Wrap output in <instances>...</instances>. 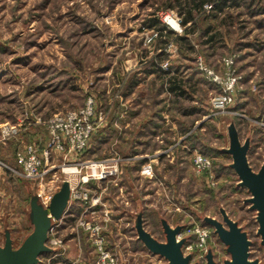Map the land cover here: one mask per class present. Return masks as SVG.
<instances>
[{"label": "rangeland", "instance_id": "1", "mask_svg": "<svg viewBox=\"0 0 264 264\" xmlns=\"http://www.w3.org/2000/svg\"><path fill=\"white\" fill-rule=\"evenodd\" d=\"M178 2L0 0V122L9 120L23 128L20 135L0 145V156L15 163L14 151L20 141L46 144L48 132L42 121L55 112L82 107L91 96L96 110V128L88 138L92 147L71 157L73 162L121 156L118 178L125 186L124 197L116 201L117 210L111 213L121 212L122 222L103 218L104 210L109 209L102 204L108 196L107 180L88 182L89 195L96 192L102 202L93 207L92 219L101 226L117 263L171 264L138 238L136 223L141 216L143 228L161 243L166 242L164 222L171 228L179 226L176 238L182 241L181 250L189 264H208V255L215 264L232 261L231 245L207 221L214 218L227 228L224 219L228 217L245 233L247 259L264 264L258 209L232 167V153L225 150L230 142L228 127L234 125L241 144L248 141L249 166L256 171L264 160V0H253L251 8L225 6L217 16L205 2V20L222 34L210 46L203 43L206 35L198 28L190 34L192 50L180 49L174 41L175 34L184 33ZM223 16L227 23L221 21ZM155 17L175 33L165 42L160 39L161 31L149 25ZM198 23L202 26V21ZM157 53L162 69L179 66L185 77L203 80L188 89L189 98L171 100L169 92L159 90L155 75L144 76L141 68ZM200 62L220 83L210 79ZM230 71L240 78L230 91L231 101L218 111L211 98L222 91ZM133 77L141 80L130 89L126 84ZM115 108L118 114L110 119ZM39 116L41 122L36 124ZM154 124L159 125L158 135L149 133ZM180 124L188 128L185 133L179 131ZM189 133L201 142L190 147L192 140L184 138ZM195 152L211 158L210 179L193 165ZM148 162L153 170L150 175L141 173V166ZM65 176L61 166H56L44 177L40 189L46 192L53 181L60 185ZM37 186L36 180L0 174V243L5 230L11 231L15 246L32 230L29 200L38 193ZM72 201L79 202H74L75 213L50 233V237L62 238L66 251L53 257V252L45 251L35 264H94L88 234L77 225L80 211L88 204L76 198ZM202 230L207 232L203 241Z\"/></svg>", "mask_w": 264, "mask_h": 264}, {"label": "built area", "instance_id": "2", "mask_svg": "<svg viewBox=\"0 0 264 264\" xmlns=\"http://www.w3.org/2000/svg\"><path fill=\"white\" fill-rule=\"evenodd\" d=\"M209 6L211 5L209 4ZM200 67L208 72L211 80L220 83V78L212 74L211 70H207L202 62H200ZM232 74L233 71L228 73L229 76L227 81L224 82V85H222V91L213 95L211 98L212 106L218 111H223L227 107L226 105L232 99L230 91L233 85L237 83L238 78H240V76L237 75L236 77ZM95 113V103L91 96H89L84 105L78 109L55 112L54 115L42 121V124L47 127L48 132L46 144L39 146V144L33 140L20 141V144L14 151L15 163L7 162L0 157V174H5L7 172L16 177L38 181L37 200L40 204L48 206L51 196L59 187V182L52 180L53 182L51 186L47 188L48 190L46 192H43L40 186L43 185L42 180L51 170L56 166H61L62 172L66 175L64 179L69 182L70 199L68 201V206L74 198L83 200L84 203L88 204L78 216L77 225L83 227L88 234L92 252L95 254L94 264H119L117 263V258L113 254L112 249L108 248L105 244V235L101 233V226L92 219V217L95 216V209L93 207L102 202H100V196L96 192L89 195L91 188L88 187V182L90 179L97 180L102 178L116 181L121 172L119 167L121 156L103 157L95 161L73 159V162L71 157V154H79L86 148L89 142L88 138L91 132L96 128V123L94 121ZM39 122H41L40 116L37 117L36 124H39ZM22 131L23 128L16 122H11L9 120L0 122V145H4L9 138L20 135ZM57 157H60V164H54L55 160H58ZM65 165L69 166L65 167ZM193 165L199 170H204L209 179L213 176L210 170V157L195 152L193 156ZM141 167V173L147 172L149 175L152 174L153 170L150 162ZM102 204H105V202L103 201ZM103 218H105V220H111L112 217H110L108 208L104 210ZM58 220L60 219H53L56 223L53 222L48 231L49 236L46 243L50 248V252H53L50 257L66 251V246L60 236L50 237V233H52L54 227L57 226ZM200 234L201 241H203L207 236V232L202 230ZM78 249L77 255L80 256L82 251L80 243ZM50 257L46 259L47 262ZM38 261H41L40 257Z\"/></svg>", "mask_w": 264, "mask_h": 264}, {"label": "water", "instance_id": "3", "mask_svg": "<svg viewBox=\"0 0 264 264\" xmlns=\"http://www.w3.org/2000/svg\"><path fill=\"white\" fill-rule=\"evenodd\" d=\"M229 146L225 150L233 156L232 167L240 179V183L247 186L251 192L253 207L258 209V228L264 241V160L260 168L254 171L248 164L247 149L248 141L241 144L234 125L228 127ZM70 199V188L68 180L64 179L58 189L51 196L48 206L40 204L37 197L33 195L29 200L30 220L33 228L18 245L14 246L10 232L5 230L4 241L0 243V264H35L39 256L45 251H50L47 245L48 231L52 220L59 219L65 212ZM227 228L222 222L211 218L207 219L217 230L220 239L225 244H230L232 261L228 264H254L247 259L248 240L244 232H241L233 220L225 217ZM166 231V242H158L151 233L142 226L141 216H138L136 231L138 238L150 251L159 253L168 258L171 264H189L188 256L183 255L181 250L182 241L176 236L179 233V226L171 228L164 222ZM208 264H215L210 255L207 256Z\"/></svg>", "mask_w": 264, "mask_h": 264}, {"label": "trees", "instance_id": "4", "mask_svg": "<svg viewBox=\"0 0 264 264\" xmlns=\"http://www.w3.org/2000/svg\"><path fill=\"white\" fill-rule=\"evenodd\" d=\"M205 2H208L211 5L210 11L212 12L211 14L213 16L219 15L217 13H220L221 11H223L225 6H231V7L234 6L235 7V5L238 6V5L245 4L246 6L251 8L253 5V0H179L178 6H179L180 13L183 14L182 25L184 27L183 28L184 33L175 34L173 31L166 30L165 25L160 21V19H158L156 17L152 18V21L149 25L152 27H156L158 30L161 31L159 36H160V39L162 38L161 39L162 42H165L167 40V37H169L170 35L175 34L174 41L178 44V46H180V49H182V46H183L184 48L186 47L188 50L194 49L190 34L194 33L195 31H197L198 28L202 27V29H198V30H200L201 35H204V36L206 35L205 41H203V43H207L210 46H212V43L215 42L214 41L215 38L217 36H220L222 34V32L218 28L215 29V27H214L215 25L212 22H208V20H205L208 16L207 14H204V12H203V5ZM257 12H261V11L258 10ZM199 19H200V21H202V26L198 23V22H200ZM227 19L228 18L226 16H223L221 21L224 23H227ZM189 24H191V25L188 26ZM228 24H230V23L228 22ZM181 52H182V50H181ZM159 55L160 54L157 53L156 56H154V59H149L146 61L148 63H146L143 68H141L144 76L147 74L155 75V77H157L160 80L159 90L162 88V90L169 92L171 94L170 97H172L171 100L172 99L177 100V99L189 98L190 94L188 92V89H190L192 87L194 88L195 85L197 83H199V81H203V80L202 79L201 80H197V79L193 80L192 79L193 75L191 77H185L183 74L179 73V71H178L179 66H176L174 68V70L173 69L172 70L162 69L161 66H159V64H158L159 63L158 61H160V58H161ZM127 74H128V72H127ZM133 78L134 79L130 82V84H128V83L126 84V85H128V87L130 89L133 88L135 85H137L138 82H140V80H141L138 77H136V78L133 77ZM117 112H118V109L115 108L114 112L112 113V117L110 119L116 118V115L118 114ZM186 112L187 111H183L184 114H186ZM154 114H155L154 115L155 117H160L157 115V112H154ZM161 120H163V118H161ZM109 125H110V123H109ZM181 125H183V124H180V130L179 131L185 133L188 130V128L184 125L183 126H181ZM154 126H155V128L150 129L149 133L151 135H158V133L156 132L157 131L156 127H159V125L154 124ZM184 138L187 139V141L192 140V141H189L190 147H194L199 142H201L200 138H198L197 136L191 135L190 133L185 135ZM137 143H138V141H137ZM38 144L41 145L42 143L39 141ZM86 147L87 148H85V149H89L92 146L90 144H87ZM200 147H202V146H200ZM133 148L135 149V147H133ZM133 148L130 150L131 153L134 151ZM217 151H219V150H217ZM2 159H4V158H2ZM9 232H10V236H11V231H9ZM12 241H13V238H12ZM13 245H14V243H13Z\"/></svg>", "mask_w": 264, "mask_h": 264}, {"label": "crops", "instance_id": "5", "mask_svg": "<svg viewBox=\"0 0 264 264\" xmlns=\"http://www.w3.org/2000/svg\"><path fill=\"white\" fill-rule=\"evenodd\" d=\"M57 158L60 160V157H57ZM124 187L125 186H124V183H123L121 178H118L117 181H112L111 179H109L106 182V188H108V192H107L108 196L105 197L104 202L109 207L110 217H112L111 220L114 221L115 223H118L119 221H121L123 219L121 212H119V215L113 214L111 212H113V210H117L116 204H118V202H116V201H118V200L121 201L122 198L124 197V190H123ZM35 196H37V194H35ZM74 202L79 203L78 201L70 202L71 204L68 206L66 212L62 215L61 218H59L60 220H58L57 226L60 225L62 222H64L65 219H67L66 217L69 216V214L72 215L75 213V203ZM80 212H82V211H80ZM65 250H66V248H65Z\"/></svg>", "mask_w": 264, "mask_h": 264}, {"label": "bare ground", "instance_id": "6", "mask_svg": "<svg viewBox=\"0 0 264 264\" xmlns=\"http://www.w3.org/2000/svg\"><path fill=\"white\" fill-rule=\"evenodd\" d=\"M68 170V169H67Z\"/></svg>", "mask_w": 264, "mask_h": 264}]
</instances>
